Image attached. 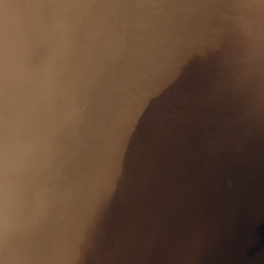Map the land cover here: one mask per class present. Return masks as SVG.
<instances>
[{
    "label": "clouds",
    "instance_id": "9594fccd",
    "mask_svg": "<svg viewBox=\"0 0 264 264\" xmlns=\"http://www.w3.org/2000/svg\"><path fill=\"white\" fill-rule=\"evenodd\" d=\"M92 0H89L91 3ZM0 0V264H90L142 117L231 41L233 91L264 92V0ZM46 43L39 61L19 24ZM79 32V35H78Z\"/></svg>",
    "mask_w": 264,
    "mask_h": 264
},
{
    "label": "water",
    "instance_id": "95a60500",
    "mask_svg": "<svg viewBox=\"0 0 264 264\" xmlns=\"http://www.w3.org/2000/svg\"><path fill=\"white\" fill-rule=\"evenodd\" d=\"M83 2L80 32L99 0ZM208 23L209 55L190 62L122 153L90 264H264V92L224 83L227 24ZM19 24L39 61L46 43L27 17Z\"/></svg>",
    "mask_w": 264,
    "mask_h": 264
}]
</instances>
